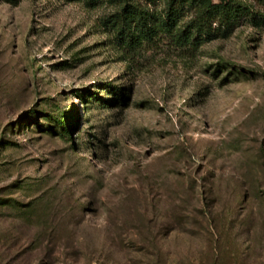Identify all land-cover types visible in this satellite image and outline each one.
Masks as SVG:
<instances>
[{
	"label": "rangeland",
	"instance_id": "374dc122",
	"mask_svg": "<svg viewBox=\"0 0 264 264\" xmlns=\"http://www.w3.org/2000/svg\"><path fill=\"white\" fill-rule=\"evenodd\" d=\"M116 11L0 0V264H264V30L126 48Z\"/></svg>",
	"mask_w": 264,
	"mask_h": 264
},
{
	"label": "trees",
	"instance_id": "16d2710c",
	"mask_svg": "<svg viewBox=\"0 0 264 264\" xmlns=\"http://www.w3.org/2000/svg\"><path fill=\"white\" fill-rule=\"evenodd\" d=\"M3 1L15 4L18 0ZM102 1L89 0V4ZM107 1L118 7L108 21L115 38L126 48L140 47L163 37L181 49L198 48L227 38L243 25L264 30V0Z\"/></svg>",
	"mask_w": 264,
	"mask_h": 264
}]
</instances>
